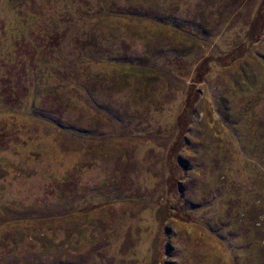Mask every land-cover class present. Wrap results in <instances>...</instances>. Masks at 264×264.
I'll return each mask as SVG.
<instances>
[{
  "label": "rangeland",
  "instance_id": "374dc122",
  "mask_svg": "<svg viewBox=\"0 0 264 264\" xmlns=\"http://www.w3.org/2000/svg\"><path fill=\"white\" fill-rule=\"evenodd\" d=\"M0 264H264V0H0Z\"/></svg>",
  "mask_w": 264,
  "mask_h": 264
}]
</instances>
